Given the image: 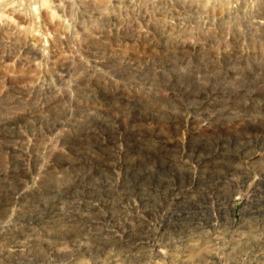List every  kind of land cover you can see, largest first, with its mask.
Segmentation results:
<instances>
[{
  "label": "rangeland",
  "instance_id": "1",
  "mask_svg": "<svg viewBox=\"0 0 264 264\" xmlns=\"http://www.w3.org/2000/svg\"><path fill=\"white\" fill-rule=\"evenodd\" d=\"M0 264H264V0H0Z\"/></svg>",
  "mask_w": 264,
  "mask_h": 264
}]
</instances>
